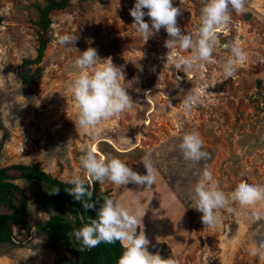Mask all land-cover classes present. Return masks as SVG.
I'll use <instances>...</instances> for the list:
<instances>
[{
    "label": "rangeland",
    "instance_id": "obj_1",
    "mask_svg": "<svg viewBox=\"0 0 264 264\" xmlns=\"http://www.w3.org/2000/svg\"><path fill=\"white\" fill-rule=\"evenodd\" d=\"M135 2L71 0L67 9L54 11L42 63L32 66L43 67L42 77L26 85L17 72L24 59L37 57L36 6L44 7L46 0H0V168L39 165L62 182L75 175L90 182L80 164L82 146L94 148L98 158H119L140 175L147 174L141 160L151 153L157 178L150 190L134 183L118 187L96 182L99 193L109 192L141 219L137 233L144 231L150 254L165 253L178 264H264L252 255L264 242V220L251 218L253 211L264 213V202L239 210V215L222 210L221 225L206 228L192 200L206 166L225 193L240 182L264 185V0H247L246 12L231 13L230 24L217 32L219 44L212 53L216 64L202 63L186 73L175 70L171 58L167 62L170 50L164 43L169 37L163 28L146 42L136 34L129 14ZM172 4L181 9L177 25L182 33L194 35L203 0ZM144 20L151 27L150 18ZM66 34L78 37L73 45L58 43ZM234 41L247 60L236 66L234 77L225 79L222 65L231 54L222 45ZM89 47L101 60L111 57L121 68L135 103L133 111L103 123L99 141L76 127L78 107L66 91L74 60ZM196 89L200 100L185 112L182 101ZM193 131L200 134L210 159H184L179 145ZM14 183L27 200L30 230L20 235L14 228L15 244L0 246V264L76 262L71 246L51 243L39 228L55 213L74 224L76 208L56 199L45 184L23 179Z\"/></svg>",
    "mask_w": 264,
    "mask_h": 264
},
{
    "label": "clouds",
    "instance_id": "obj_2",
    "mask_svg": "<svg viewBox=\"0 0 264 264\" xmlns=\"http://www.w3.org/2000/svg\"><path fill=\"white\" fill-rule=\"evenodd\" d=\"M246 2L247 0H203L200 25L194 35L182 33L177 25V16L180 15L181 9L173 7L172 0H136L129 14L134 20L132 26L136 34L145 42L159 33L161 28L166 31L169 38L165 40L164 46L170 50L167 62L171 58L175 70L186 73L202 63H217L212 55L219 44L217 32L230 24L233 11L237 14L246 12ZM145 16L150 18L151 27L145 22ZM77 38L66 34L59 37L58 43L73 45ZM222 47L229 49L231 54V58L222 65L223 76L225 79L232 78L236 66L247 60V53L238 41L225 43ZM176 49L179 52L190 50L191 54L183 56L175 51ZM72 67L75 71L66 85V91L72 95L78 107L75 125L81 131L87 132L93 140L99 141L103 123L119 119L126 112L133 111L135 103L126 91L121 68L114 66L111 57L101 60L97 50L89 47L74 60ZM179 79L177 77L176 81ZM199 91L191 90L184 97L182 107L185 112H191L193 106L199 102ZM126 140L132 144L130 140ZM203 143L198 132L185 133L179 145L184 159L197 163L210 159V153L202 150ZM82 152L84 154L80 156V164L86 175L91 178L89 183L108 181L118 187L134 183L138 186L146 185L147 190H150L156 182L151 153L142 158L141 162L147 174L140 175L119 158L104 155L98 158L94 148L85 145L82 146ZM68 183L73 186L67 191L68 194L76 201L82 202L85 210L95 209L97 202L92 201L93 192L85 187V181L79 175L73 176ZM58 192L59 189L53 193ZM192 200L195 210L203 214L201 222L206 228H217L223 219L222 210L239 215V210L256 209L264 202V185L240 182L233 191L225 193L206 166L199 173V179L192 189ZM251 218L253 221L264 220V213L253 211ZM141 224V219L123 204L105 197L96 218L90 219L82 228L74 230L72 235L88 249L98 246L101 242H120L124 251L117 264H178L173 258H162L159 253H149V241L144 231L137 233ZM252 255H258L264 260V242L259 244Z\"/></svg>",
    "mask_w": 264,
    "mask_h": 264
},
{
    "label": "trees",
    "instance_id": "obj_3",
    "mask_svg": "<svg viewBox=\"0 0 264 264\" xmlns=\"http://www.w3.org/2000/svg\"><path fill=\"white\" fill-rule=\"evenodd\" d=\"M71 0H46L44 7L36 6L38 11V49L35 59H24L17 72L20 81L23 84H31L42 77L43 67L32 69L33 65L42 63L51 26L50 15L54 11H62L69 7ZM4 141V140H3ZM0 144V152L3 143ZM18 179L31 181L38 184H45L48 191L58 200L71 204L76 208L74 224L62 214H52L49 219L40 225L51 243H65L73 248L76 255V262L70 264H117L119 257L123 254L124 248L120 242L107 244L101 242L98 246L88 249L82 246L72 235L74 230L82 228L90 219H95L100 206H102L105 197L112 198L109 192L99 193V187L96 182L91 187L89 182H85V187L93 192L92 201H96L95 209L85 210L82 202L76 201L74 197L68 194V190L73 186L70 183L62 182L44 171L40 170L39 165H12L0 168V210H8L6 213H0V246L15 244L14 228L18 229V234L22 235L23 230H30L27 216V200L19 185L14 182ZM59 189L58 193H53ZM87 199V198H85ZM165 258V253L161 255Z\"/></svg>",
    "mask_w": 264,
    "mask_h": 264
}]
</instances>
